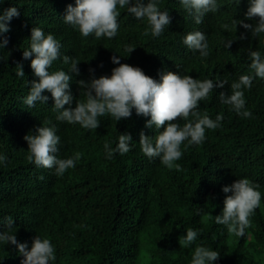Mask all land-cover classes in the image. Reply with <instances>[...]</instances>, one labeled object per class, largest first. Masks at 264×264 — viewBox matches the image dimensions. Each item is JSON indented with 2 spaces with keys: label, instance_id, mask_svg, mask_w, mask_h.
I'll return each mask as SVG.
<instances>
[{
  "label": "trees",
  "instance_id": "obj_1",
  "mask_svg": "<svg viewBox=\"0 0 264 264\" xmlns=\"http://www.w3.org/2000/svg\"><path fill=\"white\" fill-rule=\"evenodd\" d=\"M218 3V11L206 14L197 25L178 0H160L171 23L157 38L143 35L146 21L118 9L119 27L111 39L82 37L63 22L67 5L75 6V0H4L0 4V10L15 6L20 13L10 21L5 34L9 42L0 49V152L7 156L6 164L0 166V220L13 217L12 231L18 242H27L30 248L36 235L48 238L55 248L53 264H190L197 245L220 254L214 264H264V79H253L252 87L244 90L245 107L252 113L249 118L237 116L218 99L220 92L230 94L232 81L250 74L248 52L264 54V34L252 37L246 33L247 38L241 40L245 30L240 25L231 27L233 18H244L247 0L239 5L235 0ZM223 24L230 28L223 29ZM32 27L53 34L62 45L61 53L80 62V75L70 81L72 107L77 99H84L76 81H87L90 68L97 78L110 76L118 66L110 58L121 55L120 63L138 66L157 80L163 71L225 80L224 87L213 89L198 107L212 119L222 114L221 127L206 130L199 146L182 144L177 170L140 151V132L148 136L156 132L145 127L150 117L136 116L134 110L131 117L120 121L108 115L99 117L98 128L87 130L56 121L51 98L46 104L27 108L23 103L29 92L27 81L38 79L32 74L31 58L22 59ZM196 30L206 35L209 45V55L203 59L182 43L183 36ZM226 40H234L231 48H225ZM129 45L135 49L128 56L125 47ZM18 62L23 64V78L15 74ZM60 69L67 72L68 66L57 60L50 71ZM45 121L56 126L61 138L59 158L81 154L75 167L60 177L27 158L24 136ZM179 122L181 126L185 123ZM124 132L133 138L130 151L106 159L104 143L115 147ZM242 177L258 186L261 206L250 217L245 236L236 237L217 225L215 216L225 196L231 194L223 193L222 187ZM201 207L206 215H197ZM189 227L202 232L192 245L181 248L178 238ZM3 230L5 225L0 223ZM22 259L15 245H0V264H21Z\"/></svg>",
  "mask_w": 264,
  "mask_h": 264
},
{
  "label": "clouds",
  "instance_id": "obj_2",
  "mask_svg": "<svg viewBox=\"0 0 264 264\" xmlns=\"http://www.w3.org/2000/svg\"><path fill=\"white\" fill-rule=\"evenodd\" d=\"M4 0H0L3 4ZM236 5L241 0H235ZM248 7L243 19L231 21V27L237 29L240 25L242 32L239 39H246V33L252 37L264 34V0H247ZM178 4L188 12L195 24L202 23L208 13H216L219 9L218 0H178ZM118 9H126L127 13L137 21H146L147 27L143 35L152 38L161 36L165 28L171 23L169 11L161 10L160 0H75V6L68 4L63 15V22L78 30L82 37L93 35L96 39L116 37L118 30ZM20 15L17 7L12 6L0 10V49L8 44L5 35L10 31V21ZM258 18V19H255ZM245 20L254 21L245 23ZM225 30L229 24H223ZM28 47L23 49L22 59L31 58L32 74L38 79L27 81L29 92L23 98L27 108H33L37 103L46 104L51 98L52 111L55 120L68 124H78L87 130H96L100 124L99 117L108 115L116 121L127 119L133 115L146 119L145 127L155 130L154 136L139 134L140 151L149 159L158 158L161 165L180 170L176 163L182 155L181 145H201L206 136V130L221 127L224 116L217 114L214 119L207 112L198 111L199 103L206 100L215 88H223L225 80L194 79L190 75H182L179 71H163L158 73L159 80L147 76L138 66L120 63L121 55H113L110 61L117 67L112 68L111 75H101L98 78L94 69H89L90 77L87 81H76L83 90L84 99H77L72 107L74 97L70 88V81L80 75L75 57L61 53V43L51 33H45L39 27H32L30 37L27 38ZM234 40H226L225 48H231ZM182 43L200 58L209 55L207 37L201 31H192L182 37ZM135 48L126 46L129 54ZM60 60L68 66L63 69L50 71L53 63ZM248 68L250 74L240 75L230 83V94L220 92L218 99L227 105L229 111L241 118H249L252 113L245 107L244 90L252 87L253 79H264V54L260 51L248 52ZM102 66V65H101ZM15 73L18 77H25L23 64L18 62ZM47 93H50L49 96ZM81 95V92H80ZM65 105H68L65 108ZM179 118V119H177ZM175 121V122H174ZM179 121H185L181 126ZM168 122V123H166ZM161 126L163 130L161 131ZM31 133V134H30ZM24 136L27 142L28 160L38 168L52 169L57 177L75 167L81 158L79 152L67 158H59L60 136L54 124L45 121ZM132 135L128 132L120 133L115 147L105 142L103 145L105 158L112 159L118 153L123 156L133 146ZM186 142V143H185ZM7 162V156L0 152V166ZM226 195L223 208L215 216V223L226 228L229 235L245 236L250 226V217L261 206V193L258 186L247 178H238L229 185L222 187ZM206 215L205 209L197 210V215ZM5 230L0 231V245H15L18 255L22 256L21 264H53L56 260L54 245L48 238L36 235L32 239L31 247L27 242H18L12 229L14 219L11 216L0 220ZM202 229H186V235L178 238L181 248H187L198 238ZM220 254L209 247L197 245L192 251L190 264H214Z\"/></svg>",
  "mask_w": 264,
  "mask_h": 264
}]
</instances>
